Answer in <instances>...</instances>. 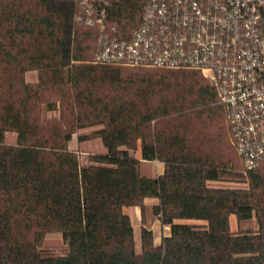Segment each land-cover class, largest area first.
<instances>
[{
	"label": "trees",
	"instance_id": "1",
	"mask_svg": "<svg viewBox=\"0 0 264 264\" xmlns=\"http://www.w3.org/2000/svg\"><path fill=\"white\" fill-rule=\"evenodd\" d=\"M82 14L77 0H0V264H264V162L244 169L208 78L99 61L103 33ZM89 127L80 140L107 151L83 163L70 141ZM149 198L170 233L156 244L143 225L137 250L126 208ZM53 232L67 249L45 256Z\"/></svg>",
	"mask_w": 264,
	"mask_h": 264
},
{
	"label": "built area",
	"instance_id": "2",
	"mask_svg": "<svg viewBox=\"0 0 264 264\" xmlns=\"http://www.w3.org/2000/svg\"><path fill=\"white\" fill-rule=\"evenodd\" d=\"M101 62L203 72L245 170L264 162V0H77ZM124 7V8H123ZM122 9L133 11L131 31Z\"/></svg>",
	"mask_w": 264,
	"mask_h": 264
},
{
	"label": "rangeland",
	"instance_id": "3",
	"mask_svg": "<svg viewBox=\"0 0 264 264\" xmlns=\"http://www.w3.org/2000/svg\"><path fill=\"white\" fill-rule=\"evenodd\" d=\"M27 81H35L38 79V73L36 71H28L26 73ZM96 127H89L79 130L75 133L70 141V147L79 152L81 156V161L83 163H87L89 161L90 155L94 153H104L107 151L106 145L100 138H91L87 140H80L79 136L83 134L90 133ZM5 138L8 142H15L17 139V133L13 131H8L5 134ZM142 170L144 173L155 175L156 173H160L163 170V165L161 163L154 164H143ZM218 185H241L239 183H216ZM156 202V199L149 198L147 200V205L142 210L140 207H127L126 211L130 214L134 230H135V238H136V247L137 250H140V234L141 227L143 225L150 226L154 232L155 243L159 244L162 240V237L166 233H170L169 226L163 225L160 220L154 216L152 213V204ZM194 222V221H193ZM230 226L232 229H240V228H257L258 221L256 218L248 219V220H238L234 215L230 217ZM67 246L63 241L62 233L53 232L47 234L44 243L41 246V250L43 255L45 256H53V255H61L66 252Z\"/></svg>",
	"mask_w": 264,
	"mask_h": 264
},
{
	"label": "crops",
	"instance_id": "4",
	"mask_svg": "<svg viewBox=\"0 0 264 264\" xmlns=\"http://www.w3.org/2000/svg\"><path fill=\"white\" fill-rule=\"evenodd\" d=\"M10 143H13V142H10ZM161 163V162H159V161H142V165L143 164H154V163ZM162 165H163V170H162V172H160V173H156V174H161V173H163V171H164V164L163 163H161ZM142 172H143V170H142ZM144 173V172H143ZM145 174H147V173H145ZM155 174V175H156ZM147 175H151V174H147ZM170 228V227H169ZM169 233H166L165 235H168Z\"/></svg>",
	"mask_w": 264,
	"mask_h": 264
}]
</instances>
